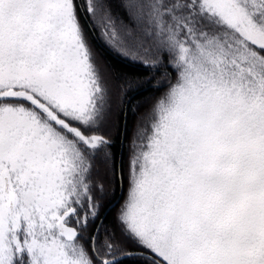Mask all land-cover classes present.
<instances>
[{"label":"snow or ice","instance_id":"snow-or-ice-1","mask_svg":"<svg viewBox=\"0 0 264 264\" xmlns=\"http://www.w3.org/2000/svg\"><path fill=\"white\" fill-rule=\"evenodd\" d=\"M132 258L264 264V0H0V264Z\"/></svg>","mask_w":264,"mask_h":264},{"label":"trees","instance_id":"trees-1","mask_svg":"<svg viewBox=\"0 0 264 264\" xmlns=\"http://www.w3.org/2000/svg\"><path fill=\"white\" fill-rule=\"evenodd\" d=\"M108 59L110 61L109 70L120 79H124L126 75L143 71L142 67L139 64L131 63L127 60H122L117 56L109 55ZM130 95H134V93H130ZM126 264H142V262L137 260L136 258H132L130 260H127Z\"/></svg>","mask_w":264,"mask_h":264}]
</instances>
